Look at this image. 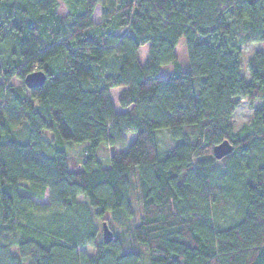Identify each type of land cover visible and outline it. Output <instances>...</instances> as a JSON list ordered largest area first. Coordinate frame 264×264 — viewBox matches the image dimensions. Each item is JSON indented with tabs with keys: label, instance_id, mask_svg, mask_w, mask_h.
Returning a JSON list of instances; mask_svg holds the SVG:
<instances>
[{
	"label": "trees",
	"instance_id": "obj_1",
	"mask_svg": "<svg viewBox=\"0 0 264 264\" xmlns=\"http://www.w3.org/2000/svg\"><path fill=\"white\" fill-rule=\"evenodd\" d=\"M251 42H264V0H0V264H264V54L247 79ZM34 70L45 81L28 89ZM241 97L259 106L233 131ZM224 138L233 149L217 159ZM103 142L120 147L108 165ZM107 212L127 222L110 242Z\"/></svg>",
	"mask_w": 264,
	"mask_h": 264
},
{
	"label": "rangeland",
	"instance_id": "obj_2",
	"mask_svg": "<svg viewBox=\"0 0 264 264\" xmlns=\"http://www.w3.org/2000/svg\"><path fill=\"white\" fill-rule=\"evenodd\" d=\"M59 4H60L59 8H58L59 13L61 15H65L67 13L66 5L62 1H60ZM100 10H101L100 5H96L95 10L93 12L94 21H99ZM175 50H176V54L179 58V62H180L182 69H187L188 63H187V59H186V53H185L182 38H180L178 40ZM255 51H260L264 54V42H251V43H248V44H245L242 46L241 72L247 79H249V74L247 72V60ZM138 58L141 62L146 60V58H147V45H142L139 48ZM172 70H173L172 64L166 63V64H163L161 66L159 74H164V73L172 71ZM10 82L14 85H19L21 83V80L18 78H12ZM116 93H117V90L115 91L114 89L109 92V94H110L109 96L112 100L114 109L116 111L125 110V109H122L118 105L117 100H116ZM258 106H259L258 102L254 101L250 104V103H248L246 98H244V97L239 98V103L235 107V110L231 116L232 124H233V131H237L244 124L249 123L251 120L252 110ZM19 130H21V132H22L21 137L25 138L27 135L24 132L23 128L19 129ZM43 132H44L43 139H45V138L50 139L54 136L53 132L50 130H44ZM156 134H157V142H158V145L160 148H166L167 146H170L173 144L170 132L167 129H165V128L158 129L156 131ZM133 138H134V134H128L126 136V144H128ZM47 139H45V140H47ZM64 145L66 148L67 155H71V156L75 157L76 155L78 156L81 154L82 148L85 145V143L84 142L65 141ZM119 149H120V147L107 146L104 142L101 143L98 154H99V157H100V160L102 161V163L105 165H108L109 164L108 158L110 157V155H112L113 153H115ZM216 176L219 177V174L217 173ZM48 193H49L48 190H46L44 193V197H42V198H36L35 197L34 198L35 201L39 202V203L47 202L48 201ZM77 200L85 201V198L82 195H78ZM131 205H132L131 208L134 209V214L129 216L130 219L128 220V223L123 219V217H121V219H114L113 217H111L110 213H108V212L105 213V215H106L105 221L109 223V228L112 230L113 233L114 232H116L117 234L120 233L121 230H124L127 227L126 223L129 224L131 221H135V218L137 217L139 212H138V209L136 208V199L133 195H131ZM120 221L123 223H121ZM101 222L102 221L100 220V222L97 223V225H99V230L101 229ZM79 250L85 254H92L94 252V248L91 245L81 246V247H79Z\"/></svg>",
	"mask_w": 264,
	"mask_h": 264
},
{
	"label": "water",
	"instance_id": "obj_3",
	"mask_svg": "<svg viewBox=\"0 0 264 264\" xmlns=\"http://www.w3.org/2000/svg\"><path fill=\"white\" fill-rule=\"evenodd\" d=\"M45 73L41 70H34L27 73L23 78V83L26 88L31 89L42 85L45 81ZM233 149V144L224 138L212 147V153L215 158L220 159ZM101 237L104 242H110L113 239V232L109 228L106 221L101 222Z\"/></svg>",
	"mask_w": 264,
	"mask_h": 264
},
{
	"label": "crops",
	"instance_id": "obj_4",
	"mask_svg": "<svg viewBox=\"0 0 264 264\" xmlns=\"http://www.w3.org/2000/svg\"><path fill=\"white\" fill-rule=\"evenodd\" d=\"M140 48V47H139ZM139 50V49H138ZM144 62V61H143ZM117 90V93H116V99H117V96H118V93L121 91V89H122V87H113V88H110L109 89V92L111 91V90ZM110 95V94H109Z\"/></svg>",
	"mask_w": 264,
	"mask_h": 264
}]
</instances>
